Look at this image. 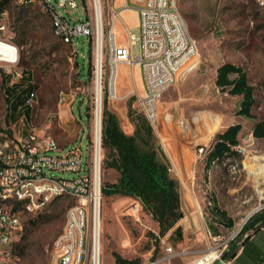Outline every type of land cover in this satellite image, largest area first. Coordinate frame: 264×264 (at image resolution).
Segmentation results:
<instances>
[{"label": "rangeland", "instance_id": "374dc122", "mask_svg": "<svg viewBox=\"0 0 264 264\" xmlns=\"http://www.w3.org/2000/svg\"><path fill=\"white\" fill-rule=\"evenodd\" d=\"M50 1L71 22L89 19L85 0H76L77 7L68 5L67 8L59 6L57 0ZM177 1L188 30L197 41L195 59L199 65L184 77L186 69L164 93L161 108L164 113L172 111L171 124L162 138L154 133L160 143L162 139L167 157L174 160L180 173L184 217L178 224L183 227V237L172 236L171 231L160 235L158 222L140 199L104 195L102 264H115V253L138 264L155 261H158L156 264H198L213 249L221 252V258L226 245L233 241L239 246L252 230L238 233L231 240L232 235L240 227L242 230L253 215H264V182L254 171L264 163V138H256L252 133L255 122L264 119V7L257 0ZM123 2L101 0L103 58L99 69L96 38L76 36L75 51L55 34L51 16L41 4L19 5L9 1L4 8L6 13L0 15L7 24L1 37L10 38L21 47L20 63L30 72L31 79L25 76L20 83H30L36 97L28 106H18L14 103L17 89H11L10 79L4 74L0 76V130L20 135L32 131L51 135L61 146L52 154L66 153L80 146L79 132L90 120L97 77L102 86L103 113L107 101V107L118 115L121 127L125 131L132 127L135 130L132 116L145 115L133 92L140 91L141 82L133 71L135 67L124 63L128 69L119 68L112 73L111 65L112 33H118L119 29V38L127 39L124 25L128 24L132 33L140 35L134 13L122 15L123 22L112 23L111 7ZM133 51L135 55L141 52L139 40ZM227 62L241 66L255 88L252 117L238 113L242 96L231 94L229 88L222 89L216 82L218 68ZM112 74L116 86L120 84L118 75L124 80L122 89L119 87L114 94L110 93ZM61 91L67 93L64 102H60ZM235 123H241L242 129L239 144L229 157L208 163L197 160V145L215 143L218 134ZM89 129L88 126V132ZM90 140L91 135L87 133L81 147L86 171ZM106 154L104 147V159ZM227 162H232L236 169L228 170ZM45 172L49 177L65 178L81 174L48 168ZM118 175L115 169L103 164L102 186L116 181ZM210 200L213 205L209 204ZM75 202L76 198L70 195L58 196L43 210L25 215V237L22 235L17 243V264H48L53 243L63 231L68 210ZM136 202H139L138 211L133 209ZM222 210L225 215L220 214ZM208 229L216 238L210 236ZM168 246L175 253L171 259L167 257ZM203 261L204 258L200 263Z\"/></svg>", "mask_w": 264, "mask_h": 264}, {"label": "built area", "instance_id": "2783aa9c", "mask_svg": "<svg viewBox=\"0 0 264 264\" xmlns=\"http://www.w3.org/2000/svg\"><path fill=\"white\" fill-rule=\"evenodd\" d=\"M1 1V0H0ZM19 5L39 3L52 19L55 34L64 43L72 45L77 51L75 37L86 35L89 40L99 41V21L102 19L101 0H85L89 19L81 22H71L50 0H13ZM123 4L112 6V23L122 21V13L135 9L139 15L140 35L136 36L128 24L124 25L127 34V44H120L118 33H112L111 65L118 68L120 63L141 70L143 90L133 91L137 96V104L143 111L154 132L161 138L166 135L171 124L172 111L164 113L161 101L164 93L172 86L180 72L190 65L197 52V41L188 30V25L180 11L177 0H123ZM59 6L77 7L76 0H57ZM264 7V0H257ZM5 10L0 15H4ZM7 30L4 18H0V39L9 47L2 50L0 55V76L3 74L10 79V86L19 84L28 75L20 63L21 47L10 38L1 35ZM140 41L141 52L134 54L133 47ZM98 84V77H97ZM112 93V78H111ZM101 85V84H100ZM6 91V89H5ZM116 93V92H115ZM67 93L61 91L60 102L66 100ZM36 97L33 90L27 103ZM103 92L101 96L92 97L90 120L80 129V146L72 147L68 152L52 154L61 146L58 140L48 134L32 131L27 134L0 130V264H17L19 254L17 243L25 229V215L37 213L58 196L70 195L76 198L67 213V221L63 231L55 239L48 264H102V226L104 192L102 172L104 164ZM89 126V132H88ZM91 135L90 158L88 171L83 166L82 141L85 135ZM161 139V145L162 144ZM210 145H197V160L208 163L209 155L215 148ZM164 148V147H163ZM164 153L166 149L164 148ZM166 155V153H165ZM169 172L178 179L180 176L176 163L170 157ZM228 170H235L232 162H227ZM45 168L57 171H73L81 173L74 178L49 177ZM195 178V175H194ZM179 180V179H178ZM133 206L139 210V202ZM210 205L213 201L210 200ZM241 227L232 235L231 240L240 233ZM208 233L213 238L211 230ZM227 249V245H226ZM224 249V250H226ZM223 250V252H224ZM222 252V253H223ZM212 253V255H210ZM217 249H213L201 264H211L220 258ZM172 246L167 247V257L174 256ZM200 258L198 264H200ZM223 264L229 261L219 259ZM158 261L152 262L156 264Z\"/></svg>", "mask_w": 264, "mask_h": 264}, {"label": "trees", "instance_id": "16d2710c", "mask_svg": "<svg viewBox=\"0 0 264 264\" xmlns=\"http://www.w3.org/2000/svg\"><path fill=\"white\" fill-rule=\"evenodd\" d=\"M10 0L0 1V13ZM90 72L88 68V73ZM234 75V77H232ZM26 79H31L28 72ZM217 84L229 88V92L242 96L239 114L252 117L255 104V88L249 83L247 72L233 63H224L218 68ZM17 88L14 103L18 106H28L29 94L34 90L28 83ZM9 98V96H8ZM103 119V145L107 150L104 164L118 172V178L103 186L104 195L119 194L140 199L158 222L160 235L172 232V236L183 237V227L179 221L184 217L182 195L179 180L169 172L170 160L165 155L161 143L156 139L154 129L145 115L132 116L135 130L133 134L126 133L120 125L118 115L107 107L105 101ZM241 123L229 126L218 134L214 150L209 155V161L224 160L234 152L239 144ZM256 138H264V119L255 122L252 130ZM246 234L239 246L231 241L222 253V259L235 260L233 264H264V215L252 216L244 225L240 234ZM25 237V233L23 234ZM256 236V238H252ZM242 252L238 255V252ZM238 255V256H237ZM115 264H138L135 260L123 258L115 253ZM214 264H223L216 261Z\"/></svg>", "mask_w": 264, "mask_h": 264}, {"label": "crops", "instance_id": "0c3cea01", "mask_svg": "<svg viewBox=\"0 0 264 264\" xmlns=\"http://www.w3.org/2000/svg\"><path fill=\"white\" fill-rule=\"evenodd\" d=\"M135 14V16H136V19H137V23L139 24V15H138V12H137V10H135V9H131V10H126V11H124L123 13H122V15H128V14ZM119 36H120V31H119V29H118V39H119V43L120 44H127V39L126 38H124L123 36H121L120 38H119ZM198 65H199V63H198V60H196L195 58H194V60H193V62L190 64V65H188V67H186V68H184L181 72H180V76H181V74L186 70L187 72L185 73V75H184V77L188 74V73H190L191 71H193L195 68H197L198 67ZM119 68H121V69H128V66L127 65H125L124 63H120L119 64V66H118V69ZM139 68V67H138ZM137 68V66H135V68L133 69V71H135L136 72V74L138 75V80L141 82V87L139 88L137 85H136V83L134 82V84H135V86L137 87V89L139 88L140 89V91H142L143 90V81H142V75H141V70H140V68L138 69ZM118 79H120V84L118 85L117 84V91H118V89H119V87H120V89H122V86H123V78H120V76L118 75V77H117V80ZM140 91H138V92H140ZM74 101H72V103H73ZM73 106V105H72ZM70 109H71V111H72V107H70ZM124 130V129H123ZM125 131V130H124ZM133 131H134V127H132V129L131 130H126L125 132L126 133H128V134H131V133H133ZM162 146V145H161ZM162 149H164L163 148V146H162ZM164 151V150H163ZM167 156V155H166ZM169 159V158H168ZM208 161H209V159H208ZM218 212H219V210H218ZM220 214L221 215H225V212L222 210L221 212H220ZM216 223V222H215ZM228 223H231V219H228ZM253 238H256V236H252V238L251 239H253ZM242 249L243 248H240V250H239V252H238V255L242 252ZM237 255V256H238ZM234 259L233 260H231V261H229V264H233L234 263Z\"/></svg>", "mask_w": 264, "mask_h": 264}, {"label": "bare ground", "instance_id": "6f19581e", "mask_svg": "<svg viewBox=\"0 0 264 264\" xmlns=\"http://www.w3.org/2000/svg\"><path fill=\"white\" fill-rule=\"evenodd\" d=\"M100 0H97V3L99 4ZM128 11V10H127ZM124 12V11H123ZM130 14V13H129ZM98 21H99V41H98V67L100 69V65H101V62H102V58H103V42H102V25H101V18H100V10H98ZM7 43H5V41L1 40L0 39V50H2L4 47H9L6 45ZM4 51V50H2ZM2 51L0 53H2ZM198 54V53H197ZM196 54V55H197ZM115 69H118L116 67H114V70ZM113 70V71H114ZM97 91H98V97L100 99V96H101V85H100V79H98V84H97ZM117 91V87H116V78H115V81L113 83V74H112V93L114 94L115 92ZM261 157V156H260ZM259 157V158H260ZM262 159H264V155L262 157ZM258 161V160H257ZM262 161V160H261ZM252 164V163H251ZM256 165V164H255ZM256 173L258 175H261L262 178H263V182H264V163H261L259 165L256 166L255 170ZM257 175V176H258ZM262 188V187H260ZM262 190V189H261ZM264 192V189L262 190ZM262 193V192H261ZM263 195V194H262ZM103 205V203H102ZM102 217H103V214H102ZM101 226H102V218H101ZM212 251V250H211ZM212 255V253L210 254ZM101 260H102V256H101ZM205 260V258H204ZM201 264V263H200Z\"/></svg>", "mask_w": 264, "mask_h": 264}, {"label": "water", "instance_id": "95a60500", "mask_svg": "<svg viewBox=\"0 0 264 264\" xmlns=\"http://www.w3.org/2000/svg\"><path fill=\"white\" fill-rule=\"evenodd\" d=\"M1 51H2V50H0V52H1ZM4 54H6L5 51H2V53H0V55H4Z\"/></svg>", "mask_w": 264, "mask_h": 264}]
</instances>
